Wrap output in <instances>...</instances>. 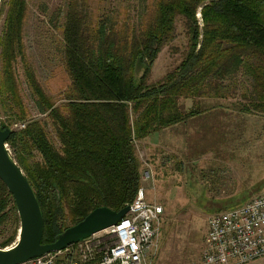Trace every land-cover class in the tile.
Segmentation results:
<instances>
[{"label": "trees", "instance_id": "16d2710c", "mask_svg": "<svg viewBox=\"0 0 264 264\" xmlns=\"http://www.w3.org/2000/svg\"><path fill=\"white\" fill-rule=\"evenodd\" d=\"M148 1L139 18L119 22L116 17L93 19L86 0H68L62 55L69 85L60 105L25 71L38 109L59 143L57 148L50 141L40 121L12 131L6 141L40 207L41 244L54 242L96 208L117 212L134 200L141 184L135 143L201 114L197 107L181 111L180 99L221 97L223 78L241 70L250 82L241 111L264 113V0ZM6 4L0 110L22 121L25 112L10 59L26 3ZM178 18L187 29V51L177 68L151 84L152 66L174 39ZM8 127L0 122L1 129ZM31 149L40 155L39 162L30 161ZM10 213L17 224L14 201L0 181V227ZM17 230L1 249L15 241Z\"/></svg>", "mask_w": 264, "mask_h": 264}, {"label": "rangeland", "instance_id": "374dc122", "mask_svg": "<svg viewBox=\"0 0 264 264\" xmlns=\"http://www.w3.org/2000/svg\"><path fill=\"white\" fill-rule=\"evenodd\" d=\"M7 2L0 3V76L6 65L2 41ZM148 2L86 0L88 15L93 19L116 17L119 22L139 18ZM25 3L20 40L12 47L10 59L25 118L17 121L9 112L0 110V122L9 125L12 131H20L28 123L40 121L50 141L59 148L52 125L38 109L25 71L32 72L56 105L61 104L62 93L69 85L62 55V27L68 0H25ZM187 48V29L184 20L178 18L174 39L162 47L148 82H161L177 68ZM220 84L221 97L180 99L181 111L197 107L203 114L166 128L164 138L172 140L170 144L147 150L135 143L141 173L139 188L144 189L147 201L163 208L152 264H198L208 217L264 193V113L241 111L250 92V82L241 70L233 76L226 75ZM6 146L14 158V150ZM30 152V161L41 160L35 149ZM145 172L149 174L147 180ZM64 225L69 226L67 218ZM17 226L19 221L16 224L10 213L0 227V246ZM248 264H264V258Z\"/></svg>", "mask_w": 264, "mask_h": 264}, {"label": "built area", "instance_id": "2783aa9c", "mask_svg": "<svg viewBox=\"0 0 264 264\" xmlns=\"http://www.w3.org/2000/svg\"><path fill=\"white\" fill-rule=\"evenodd\" d=\"M144 176L147 180L148 172ZM127 206V214L115 225L63 250L19 264H152L163 208L147 201L143 188L137 190ZM261 258H264V193L208 217L198 264H248Z\"/></svg>", "mask_w": 264, "mask_h": 264}, {"label": "water", "instance_id": "95a60500", "mask_svg": "<svg viewBox=\"0 0 264 264\" xmlns=\"http://www.w3.org/2000/svg\"><path fill=\"white\" fill-rule=\"evenodd\" d=\"M11 132L9 128H0V181L14 201L19 227L15 243L0 248V264H19L49 252L63 250L115 225L127 214L128 206L117 212L106 207L96 208L81 222L59 234L54 242L41 244L43 219L40 207L26 176L6 146Z\"/></svg>", "mask_w": 264, "mask_h": 264}, {"label": "crops", "instance_id": "0c3cea01", "mask_svg": "<svg viewBox=\"0 0 264 264\" xmlns=\"http://www.w3.org/2000/svg\"><path fill=\"white\" fill-rule=\"evenodd\" d=\"M203 114V113H201ZM201 114L193 117V118H196L198 116H200ZM193 118H190V119H193ZM166 136V130H161L159 132H156V133H153L151 135H149L148 137H146L145 139L139 141V143L141 145L144 146V148H147V150H150L151 148H164V145L165 144H170V141L172 140H169L168 139H165L164 137ZM166 146V145H165ZM237 195V191L235 193Z\"/></svg>", "mask_w": 264, "mask_h": 264}]
</instances>
